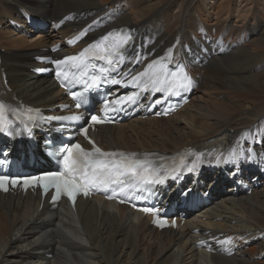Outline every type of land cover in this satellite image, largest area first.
<instances>
[{
    "label": "bare ground",
    "instance_id": "1",
    "mask_svg": "<svg viewBox=\"0 0 264 264\" xmlns=\"http://www.w3.org/2000/svg\"><path fill=\"white\" fill-rule=\"evenodd\" d=\"M204 2L0 0L3 100L42 109L58 104L62 95L56 86L30 73L38 67L32 57L87 24L92 28L86 40L132 28L128 61L139 67L178 42L173 65L187 67L195 78L190 102L171 118L101 127L98 143L104 150L128 152L192 148L205 161L225 159L226 171L234 173L239 156L248 183L259 178L262 188L242 198L231 186L227 193L218 191L212 204L191 214L183 227L162 232L147 218L100 198L78 200L75 212L61 204L50 213L46 202L39 211L37 196L0 195V264H264L258 261L264 258V12H237L240 27H231L227 19L209 26L197 13ZM230 2L219 5L220 14H228ZM28 15L53 26L27 39L34 32L26 27ZM63 17L67 21L60 26ZM11 22L20 29L12 31ZM7 31L24 36L14 38ZM218 234L233 237V257L207 256L195 248L199 238Z\"/></svg>",
    "mask_w": 264,
    "mask_h": 264
},
{
    "label": "snow or ice",
    "instance_id": "2",
    "mask_svg": "<svg viewBox=\"0 0 264 264\" xmlns=\"http://www.w3.org/2000/svg\"><path fill=\"white\" fill-rule=\"evenodd\" d=\"M130 40V36L122 33H108L101 38V41L90 47H100L101 44H104L102 53L97 54L95 58L106 60L111 65L116 62H123V49ZM104 42L109 43L105 44ZM87 51L85 49L79 54V57H66L65 59L70 61L78 60L80 57H84ZM117 57L119 61H117ZM53 63L59 66L62 62L54 61ZM80 63L86 67L84 60H81ZM143 75L138 74V76L133 77V82H137L139 85V78ZM59 76L60 73L58 72L57 77L59 78ZM92 79L93 83L89 85L90 87L98 83V78L93 77ZM155 83L156 81H152L153 86ZM164 84V90L175 94L181 89L190 87L192 80L181 68L179 71L171 73V78L166 79ZM144 90L147 89L145 88ZM73 98H76V94H73ZM122 99H126L127 102H134L135 97ZM77 106L79 107L80 105L78 104ZM4 107L3 104H0V131H7L8 121L3 118ZM77 118L73 117V119ZM91 120L93 123L101 122L96 116H92ZM86 131L87 129H82V132L86 133ZM89 142L93 144L91 152L85 151L79 144L63 146L61 151L67 153L63 157V172L32 178L0 176V189L6 191V185L11 184L12 186H16L20 182V179H23L25 185L34 184L39 181L45 190L49 187L55 188V194L52 196V199L56 201L61 195H66L70 200H74L77 194L82 193L88 196L91 189L100 190L101 188L108 189L110 187H112L114 196H126L129 190H140L141 185L154 182L149 179L152 175V169L146 159L137 158L136 154L103 152L92 141ZM143 211L148 212L152 210L145 208ZM161 226H163V223H161Z\"/></svg>",
    "mask_w": 264,
    "mask_h": 264
},
{
    "label": "rangeland",
    "instance_id": "3",
    "mask_svg": "<svg viewBox=\"0 0 264 264\" xmlns=\"http://www.w3.org/2000/svg\"><path fill=\"white\" fill-rule=\"evenodd\" d=\"M97 1V0H94ZM226 0H205L203 5H200V8H198V15L202 16L203 19L206 20V23L209 26H212L214 24H217V22L219 21V19H227V20H231L230 21V26L233 27H240V17L238 16L237 12L239 13V15H243V11H248V13L253 14L255 13V10L258 9L259 12L263 13L264 12V4L258 0L257 5L255 7L254 5V0H248V5L246 4L247 0H234V4L230 2L229 7H228V14L224 15L223 12H221L220 14V9H219V5H221L222 3L225 4ZM227 5V4H225ZM234 7V8H233ZM251 8V9H250ZM207 11V12H204ZM173 14H176V12H172ZM58 14V13H57ZM250 14L248 16H250ZM264 14V13H263ZM59 15V14H58ZM218 15V16H217ZM207 17V18H206ZM239 17V18H238ZM215 21V22H214ZM12 31L13 28L9 27ZM8 33H10V36H13L14 38H18L22 37L23 35H21L18 31H16V33H12L7 31ZM39 32L35 31L32 34H28L27 39H33V35L37 34ZM37 47H35L34 49H36ZM217 99H220V96L216 97ZM183 117H185V115H183ZM181 120V119H180ZM240 198L244 197L242 195L239 196ZM250 197V196H248ZM248 209H250V211L252 210V206L248 207ZM253 212V210H252ZM264 221V220H262ZM261 222V221H260ZM260 262L264 263V258L261 257L259 258Z\"/></svg>",
    "mask_w": 264,
    "mask_h": 264
}]
</instances>
